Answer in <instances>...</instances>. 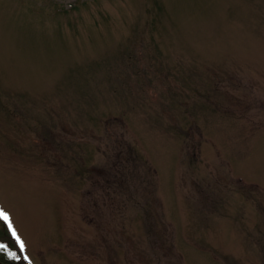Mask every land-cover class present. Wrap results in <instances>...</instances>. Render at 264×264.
I'll return each mask as SVG.
<instances>
[{"label":"rangeland","instance_id":"obj_1","mask_svg":"<svg viewBox=\"0 0 264 264\" xmlns=\"http://www.w3.org/2000/svg\"><path fill=\"white\" fill-rule=\"evenodd\" d=\"M0 213L31 264H264V0H0Z\"/></svg>","mask_w":264,"mask_h":264},{"label":"trees","instance_id":"obj_2","mask_svg":"<svg viewBox=\"0 0 264 264\" xmlns=\"http://www.w3.org/2000/svg\"><path fill=\"white\" fill-rule=\"evenodd\" d=\"M0 246H3L0 250V264H29L24 257L10 250L4 243L0 242Z\"/></svg>","mask_w":264,"mask_h":264},{"label":"snow or ice","instance_id":"obj_3","mask_svg":"<svg viewBox=\"0 0 264 264\" xmlns=\"http://www.w3.org/2000/svg\"><path fill=\"white\" fill-rule=\"evenodd\" d=\"M0 219H3V220H5V221H7V216L6 215H4L3 213H0ZM9 227L11 228V225L9 224ZM13 235L15 236V232L13 231ZM21 250H23V243H21ZM2 248H3V246H0V250H2Z\"/></svg>","mask_w":264,"mask_h":264}]
</instances>
